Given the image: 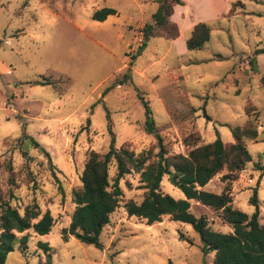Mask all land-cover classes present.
Here are the masks:
<instances>
[{
	"label": "rangeland",
	"instance_id": "1",
	"mask_svg": "<svg viewBox=\"0 0 264 264\" xmlns=\"http://www.w3.org/2000/svg\"><path fill=\"white\" fill-rule=\"evenodd\" d=\"M104 5L116 12L92 18ZM156 7L157 0H0V202L8 200L21 213L37 203L40 213L48 208L54 219L47 235L28 228L26 248L16 243L4 264H46L38 240L51 245V264H211L213 251L201 249L190 223L169 215L148 223L127 214L123 200L140 201L145 191L133 169L119 179L123 200L100 232L102 247L62 237L88 153L108 148V123L116 146L157 151L154 134L144 128V100L169 152L185 153L216 132L230 141L229 124L255 119L258 135L246 139L251 159L232 180L231 193L233 205L251 213L255 206L248 198L257 185L264 223V173L256 168L264 164V0H233L217 8L223 14L208 21L212 29L203 47L182 54L170 46L171 37L141 42L142 26ZM176 17L182 20L178 12ZM44 79L50 82H36ZM223 171L204 188L219 192ZM114 174L111 164V179ZM160 187L184 197L167 173ZM190 203L195 215L228 230L211 206L194 198Z\"/></svg>",
	"mask_w": 264,
	"mask_h": 264
},
{
	"label": "trees",
	"instance_id": "2",
	"mask_svg": "<svg viewBox=\"0 0 264 264\" xmlns=\"http://www.w3.org/2000/svg\"><path fill=\"white\" fill-rule=\"evenodd\" d=\"M157 2L151 20L142 26L143 43L149 36L173 38L178 35V25L170 15L174 4L182 0ZM114 12V7L104 5L93 10L91 17L103 20ZM211 29L208 21H197L185 40L186 47L202 48L210 37ZM260 49L264 50V47ZM126 77L125 74L123 79L116 80L115 84L122 82ZM36 82L44 84L50 81L44 79ZM113 85L107 86L102 94ZM261 85L264 91V75L261 76ZM144 106V128L154 134L157 151L152 154V150L148 148L135 152L126 144L116 146L113 130L108 123L107 128L111 133L108 148L103 152L91 150L88 153L80 174L81 186L73 191L75 205L70 221L67 226L61 228L62 237L67 239L71 234L81 241L102 247L100 232L109 222L111 212L123 200L119 179L133 169L139 172L145 191L140 201L133 198L123 200L122 205L127 214L145 218L148 223L161 220L163 215L190 223L199 234L201 249L204 252L214 251L211 264H264V223L259 219L257 185L252 187L248 198L255 206L251 213L234 206L231 193L232 180L251 159L246 139H255L258 135L255 119L229 124L233 137L230 141H223L216 132L214 139L201 144L194 143L185 153L169 152L163 142V136L156 128L146 100ZM106 116L109 118L108 110ZM26 137L50 159L48 150L40 146L33 136L24 132L23 138ZM111 164L115 166L112 179L109 176ZM256 168L260 169V175L264 173V164L256 163ZM223 169L220 178L224 185L219 192L202 188ZM165 173L168 174L169 181L183 192L184 197H174L161 189L160 182ZM191 198L211 206L232 229H216L204 215H195L190 209ZM53 222L50 210L46 208L40 213L37 203L27 204L21 213L8 200L0 202V264L5 263L8 252L15 248L16 243L21 250L26 248L28 228H32L35 233L44 234L51 230ZM181 235L180 233V237ZM38 245L46 252V264H51V245L43 240H38Z\"/></svg>",
	"mask_w": 264,
	"mask_h": 264
},
{
	"label": "crops",
	"instance_id": "3",
	"mask_svg": "<svg viewBox=\"0 0 264 264\" xmlns=\"http://www.w3.org/2000/svg\"><path fill=\"white\" fill-rule=\"evenodd\" d=\"M231 1L233 0H182V2L174 4L173 11L170 15V18L173 21H175L178 25V35L174 38H170V46L174 47L176 54H182L186 50H189L186 47L185 40L187 36L190 34L191 28L197 21L215 20L216 18H218L219 16L223 14V12L221 11L215 12V10H217V8L219 7L226 6ZM190 11L196 12V15L193 18L189 17V15H191ZM177 12H178L179 17L182 18V20L181 19L179 20L176 17ZM188 19L190 20L188 21ZM212 56H210L209 58L215 59V58H212ZM195 58L199 59L198 57H195ZM217 61H220V59ZM211 179L206 184H208L211 181ZM206 184H204L202 188H204ZM231 229L232 227L229 226L228 230H231ZM44 235H47V234L44 233ZM213 255H214V251H213Z\"/></svg>",
	"mask_w": 264,
	"mask_h": 264
}]
</instances>
